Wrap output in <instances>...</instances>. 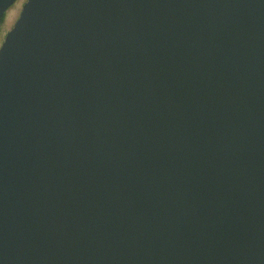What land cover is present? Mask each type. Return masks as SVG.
Segmentation results:
<instances>
[{"label": "water", "instance_id": "water-1", "mask_svg": "<svg viewBox=\"0 0 264 264\" xmlns=\"http://www.w3.org/2000/svg\"><path fill=\"white\" fill-rule=\"evenodd\" d=\"M0 264H264V0H26Z\"/></svg>", "mask_w": 264, "mask_h": 264}, {"label": "rangeland", "instance_id": "rangeland-1", "mask_svg": "<svg viewBox=\"0 0 264 264\" xmlns=\"http://www.w3.org/2000/svg\"><path fill=\"white\" fill-rule=\"evenodd\" d=\"M26 0H18L6 13L4 22L0 24V34H7L15 25Z\"/></svg>", "mask_w": 264, "mask_h": 264}, {"label": "built area", "instance_id": "built-area-1", "mask_svg": "<svg viewBox=\"0 0 264 264\" xmlns=\"http://www.w3.org/2000/svg\"><path fill=\"white\" fill-rule=\"evenodd\" d=\"M5 36H6L5 34H0V49H1L2 45H3Z\"/></svg>", "mask_w": 264, "mask_h": 264}, {"label": "trees", "instance_id": "trees-1", "mask_svg": "<svg viewBox=\"0 0 264 264\" xmlns=\"http://www.w3.org/2000/svg\"><path fill=\"white\" fill-rule=\"evenodd\" d=\"M5 18V17H4ZM4 18H3V20L1 21V24L4 22Z\"/></svg>", "mask_w": 264, "mask_h": 264}]
</instances>
